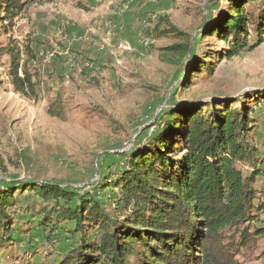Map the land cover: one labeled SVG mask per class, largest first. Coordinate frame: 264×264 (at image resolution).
Masks as SVG:
<instances>
[{"label":"rangeland","instance_id":"374dc122","mask_svg":"<svg viewBox=\"0 0 264 264\" xmlns=\"http://www.w3.org/2000/svg\"><path fill=\"white\" fill-rule=\"evenodd\" d=\"M89 4L61 0L33 5L11 27L0 20L2 46L13 40L22 50L29 45L35 53L29 69L38 93L36 101L15 94L9 80L10 58L0 60V186L26 181L60 185L95 197L112 213L108 199H114L117 190L108 188L101 196L97 189L101 179L122 172L123 154L143 150L166 113L213 103L219 97L236 100L264 91V41L231 60L221 57L226 42L203 34L226 10L225 0H100L94 9ZM107 7L100 28L92 24L95 13ZM125 18L132 24L129 34ZM162 18L185 37L161 36L156 29H168ZM146 35L152 41L148 48L142 43ZM184 40L190 41L191 58L196 59L188 57L182 65L163 59L165 49ZM248 40L256 44L258 36L251 31ZM119 44L125 49L119 50ZM211 56L214 59H207ZM200 58L211 62V72L186 80ZM59 101L65 109L60 119L47 113ZM253 118L257 123L250 134L264 159V103L254 106ZM179 148L175 147L174 160L182 158ZM242 168L245 173L252 170ZM255 187L264 190V175ZM54 205L32 191L17 193V206L9 209L14 241L0 246V264H56L77 246L78 239L67 233L74 228L71 221L61 222L45 241L38 222ZM261 220L258 226L264 225ZM135 249L140 250L139 245ZM237 258L243 264H264V236Z\"/></svg>","mask_w":264,"mask_h":264},{"label":"trees","instance_id":"16d2710c","mask_svg":"<svg viewBox=\"0 0 264 264\" xmlns=\"http://www.w3.org/2000/svg\"><path fill=\"white\" fill-rule=\"evenodd\" d=\"M58 1L0 0V20L11 27L29 7ZM225 1L226 10L211 20L203 37L226 42L221 57L231 60L264 41V0ZM161 21L168 26L156 29L161 36L185 37L167 18ZM251 31L258 36L253 45L248 42ZM191 51L190 41L184 40L165 49L163 59L182 65L191 58ZM4 56L10 58L14 93L36 101L37 84L29 69L36 58L33 50L29 45L22 50L10 40L6 46L0 44V60ZM207 59L195 61L186 80L211 72ZM123 85L118 84L119 88ZM261 103L264 91L236 100L219 97L213 103L166 113L158 133L143 150L123 154L122 172L101 179L97 188L101 196L108 188L117 190L115 198L108 199L112 213L95 197L60 185L26 181L0 186V246L14 241L15 224L9 209L17 206V193L27 190L44 202H55L38 222L46 242L61 222L74 223L67 233L78 244L56 264H243L237 256L264 236V226L257 225L264 218V191L255 187L257 178L264 175L260 168L264 159L250 134L257 123L254 106ZM64 111L60 101L47 109L49 116L59 119ZM176 146L180 147V160L173 158ZM245 166L252 170L245 173Z\"/></svg>","mask_w":264,"mask_h":264},{"label":"crops","instance_id":"0c3cea01","mask_svg":"<svg viewBox=\"0 0 264 264\" xmlns=\"http://www.w3.org/2000/svg\"><path fill=\"white\" fill-rule=\"evenodd\" d=\"M85 1H87V2H90V4L89 5H93V8L92 9H94V8H98L97 7V5H94V3L96 4L97 3V1L99 2L100 0H85ZM106 10V11H105ZM105 10H102V11H104V12H101L100 14H98V13H95V16L92 18V20H91V22H92V24H95V25H98L99 26V28H100V26L103 24V19H107L106 18V13L108 12V7H107V9H105ZM117 19L118 18H116V21H117ZM125 21H126V28H125V31L129 34V32L128 31H130L129 30V27H131V22L127 19L126 20V18H125ZM127 21H129V22H127ZM98 26L96 27V28H94L95 30H99V28H98ZM115 32V31H114ZM103 33H105V34H108L109 32L108 31H104ZM122 35H123V33H121ZM126 36L128 37V35L126 34ZM125 36V37H126ZM126 37V38H127ZM261 169H263L264 170V165L262 166V168ZM260 191H264V190H260ZM264 226V225H263Z\"/></svg>","mask_w":264,"mask_h":264},{"label":"built area","instance_id":"2783aa9c","mask_svg":"<svg viewBox=\"0 0 264 264\" xmlns=\"http://www.w3.org/2000/svg\"><path fill=\"white\" fill-rule=\"evenodd\" d=\"M142 43H143V45H144L146 48H148V47L152 44V41H151L150 39H148L146 36H143V37H142ZM117 48H118L119 50H124V49H125V46H124L123 44H119V45L117 46Z\"/></svg>","mask_w":264,"mask_h":264}]
</instances>
